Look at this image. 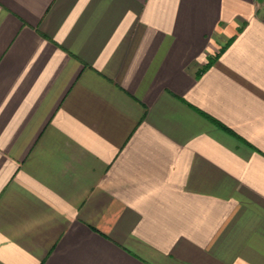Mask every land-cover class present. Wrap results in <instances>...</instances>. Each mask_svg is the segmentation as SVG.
<instances>
[{"label": "crops", "instance_id": "1", "mask_svg": "<svg viewBox=\"0 0 264 264\" xmlns=\"http://www.w3.org/2000/svg\"><path fill=\"white\" fill-rule=\"evenodd\" d=\"M0 264H264V0H0Z\"/></svg>", "mask_w": 264, "mask_h": 264}]
</instances>
